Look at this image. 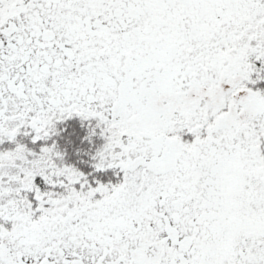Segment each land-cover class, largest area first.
<instances>
[{
	"label": "snow or ice",
	"instance_id": "obj_1",
	"mask_svg": "<svg viewBox=\"0 0 264 264\" xmlns=\"http://www.w3.org/2000/svg\"><path fill=\"white\" fill-rule=\"evenodd\" d=\"M0 264H264V0H0Z\"/></svg>",
	"mask_w": 264,
	"mask_h": 264
}]
</instances>
